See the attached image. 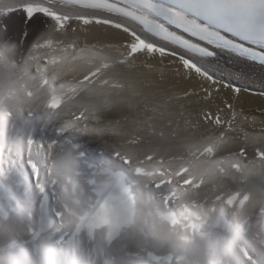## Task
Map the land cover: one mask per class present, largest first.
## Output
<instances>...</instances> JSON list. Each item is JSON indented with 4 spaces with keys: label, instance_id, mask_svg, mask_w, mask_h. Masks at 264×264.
<instances>
[{
    "label": "bare ground",
    "instance_id": "1",
    "mask_svg": "<svg viewBox=\"0 0 264 264\" xmlns=\"http://www.w3.org/2000/svg\"><path fill=\"white\" fill-rule=\"evenodd\" d=\"M9 1L0 2V7L14 9L21 5L19 0ZM14 14L20 16L21 12L15 10L7 15ZM18 20L9 19L14 32L10 35L12 43L0 48V104L10 105L9 111L0 112V187L12 197L15 209L25 217L31 215L38 210L40 198L30 183L12 172H21L27 166V161L11 154L9 140L13 137L20 144L33 140L45 145L40 156L47 163L54 162L58 154L74 155L78 166L87 162L104 169L110 160L121 156L125 158L121 170H138L144 175V185H138V191L148 195L147 208L150 196L156 201L162 186L181 199L174 229L183 230V237L189 235L192 242H167L169 251L178 259L183 256L186 264H194V255L199 264H206L218 242L223 246L219 254L227 252L220 264H251L239 259L243 248L253 254L264 249V231H260L264 230V158L259 155L264 153V113L256 111L264 100L257 98L242 106L230 92L223 95L195 75V82H188L183 77L189 78L190 73L177 57L169 56L165 61L136 57L127 47L123 31L120 34L95 23L86 28L73 24L72 29L44 26L34 41L23 37L17 40L14 34L22 29ZM27 32L30 34L31 28ZM81 68L88 69L83 79L76 84L65 82L70 70ZM94 68L103 77L96 75L98 72L94 74ZM90 75L85 83V77ZM44 77L48 78L45 81L55 82L53 88L44 89L37 83ZM4 81L10 82L14 96L6 95ZM53 97L60 101L58 108ZM225 97L232 100L238 118L224 107ZM131 149L143 155L134 157ZM100 153L108 157L102 158ZM200 153L205 154V159ZM192 162L202 173L219 177L216 187L226 201L239 194L250 197L247 203L242 208L230 207L225 214L218 212L213 203L216 190L204 177L197 174V179L187 182L190 173L185 165ZM151 170L161 174L153 195L149 194L145 177ZM25 174L32 175L30 170ZM149 211L155 215L160 210ZM216 219L233 222L234 240L242 250L236 253L226 246L230 241L223 239L228 231L222 224H214ZM192 222L203 224L204 237L188 227ZM246 222L251 225L244 233L237 231ZM147 230L152 242L141 246L160 245L153 227ZM23 232L17 220L0 216V264L34 259L30 245L15 242L20 236H28ZM76 250L64 248V259L68 264H85ZM169 263L181 264L177 258H170Z\"/></svg>",
    "mask_w": 264,
    "mask_h": 264
},
{
    "label": "snow or ice",
    "instance_id": "2",
    "mask_svg": "<svg viewBox=\"0 0 264 264\" xmlns=\"http://www.w3.org/2000/svg\"><path fill=\"white\" fill-rule=\"evenodd\" d=\"M59 5L66 11L61 14L50 9L48 19L59 17L66 28L72 29L73 24L86 28L96 23L123 30L192 64L216 86L217 92H230L242 106L257 98L264 100V0H59ZM19 11L23 21L16 38L34 41L47 20L42 13L29 17L24 7ZM11 43L7 25H0V48ZM90 79L91 75L86 76L85 83ZM223 105L238 118L232 100L225 97ZM256 111L264 113V105ZM259 155L264 158V153ZM249 198L234 194L226 203L242 208ZM110 199L115 197L105 199L95 211V222L88 223L89 231L105 225L116 230L126 226L119 212H105L104 205ZM177 223L174 213L157 211L153 231L165 238ZM188 227L200 234L203 224L192 222ZM223 227L231 230L232 226L224 221ZM244 255L251 264H264V249L253 254L245 248Z\"/></svg>",
    "mask_w": 264,
    "mask_h": 264
},
{
    "label": "clouds",
    "instance_id": "3",
    "mask_svg": "<svg viewBox=\"0 0 264 264\" xmlns=\"http://www.w3.org/2000/svg\"><path fill=\"white\" fill-rule=\"evenodd\" d=\"M87 71H88L87 68H81L78 70H70L66 74L65 82L76 84L79 82V80L83 79V77L87 74ZM100 103H102V100L100 101ZM9 107H10L9 104H0V112L9 111ZM10 146L12 147L14 153L16 155H19L21 148H22L19 141H11ZM130 151L132 152L134 157L137 155H140V156L143 155V153H137L135 149H131ZM54 165L64 175L66 179L71 178L73 181H75L78 161L74 155H59L58 154L54 160ZM111 186H112V180L110 178L101 177L98 181L97 189L104 196H107L109 194L108 190L111 188ZM77 192H78V185L75 182L71 183L61 193L63 201L71 205L72 201L76 197ZM112 204L114 205V207H112L109 210V214H111L112 210H115L116 212L120 213L121 209H120L119 201L114 200L112 201ZM101 215H103V213H101ZM154 216L155 215L146 214L143 211H141V213L136 217V220H135L136 227L143 228L145 230H147L149 227H153ZM95 217H96L95 211H90L87 208H85L84 212L82 214H78L76 218L78 220L85 221L87 223L89 222L94 223ZM125 224L126 225L132 224V218L128 217L125 220ZM47 252H48L49 258L51 259V264H55V259H54L55 251L54 249L51 248L50 245L47 247Z\"/></svg>",
    "mask_w": 264,
    "mask_h": 264
},
{
    "label": "rangeland",
    "instance_id": "4",
    "mask_svg": "<svg viewBox=\"0 0 264 264\" xmlns=\"http://www.w3.org/2000/svg\"><path fill=\"white\" fill-rule=\"evenodd\" d=\"M10 18H19L18 22H19L20 26H22L21 24H22V21H23V17H22V15L18 16V15H16V14H14L12 17H11V16H8V15L0 14V25H2V24H6L7 27H8V30H9V35H12L14 32H12V31L10 30L11 27L8 25V24H9V19H10ZM44 26L46 27V25H44ZM21 28H22V27H21ZM16 36H17V33L14 34V37H15V38H16ZM112 157H114V156H112ZM102 158H103V157H102ZM113 160H115V159H113ZM232 248H234V246H232ZM19 263H20V264H26V263L24 262V260H20ZM67 264H68V263H67Z\"/></svg>",
    "mask_w": 264,
    "mask_h": 264
}]
</instances>
